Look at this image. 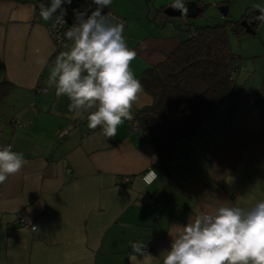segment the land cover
I'll use <instances>...</instances> for the list:
<instances>
[{"label": "crops", "instance_id": "0c3cea01", "mask_svg": "<svg viewBox=\"0 0 264 264\" xmlns=\"http://www.w3.org/2000/svg\"><path fill=\"white\" fill-rule=\"evenodd\" d=\"M150 1L155 11L173 2ZM189 1L202 6L201 0ZM219 1L234 20L264 7V0H213L211 7L218 10ZM109 7L124 22L126 42L137 52L131 63L137 79L190 34V25H161L162 13L151 17L147 0H112ZM50 21L36 13L34 0H0V83L10 85L0 101V148L11 145L28 161L0 186V264H129L130 242L147 245L155 259L145 257L144 264H163L178 232L173 226L220 206L250 208L264 199V105L256 106L264 75L253 80L238 60L234 80L243 93L231 119L225 118L226 99L192 141L178 142L166 171L131 121L106 138L100 126L88 128V113L69 112V99L55 95L49 75L56 57L68 49L55 47L47 32ZM240 37L252 41L253 50L259 37L264 49V22L255 34ZM240 37L230 35L229 47ZM41 57L48 61L43 68L36 63ZM150 103L146 93L140 95L134 116ZM151 168L157 178L145 185L141 175ZM125 177L129 181L122 182ZM20 219L36 230L20 228Z\"/></svg>", "mask_w": 264, "mask_h": 264}, {"label": "clouds", "instance_id": "9594fccd", "mask_svg": "<svg viewBox=\"0 0 264 264\" xmlns=\"http://www.w3.org/2000/svg\"><path fill=\"white\" fill-rule=\"evenodd\" d=\"M91 2L96 7L90 15L75 12L76 22L65 33L71 46L65 45L68 50L56 57L48 85L55 87L58 98L69 99V112L77 116L88 113L89 129L100 126L103 135L112 138L119 125L134 120L132 109L144 88L131 69L137 52L126 42L124 22L110 12L102 14L112 0ZM65 3L72 0H50L47 6L42 2L40 16L48 21L59 11L57 23H65ZM169 7L187 15L186 0H173ZM257 8L256 19L264 22V7ZM36 63L43 68L48 61L41 57ZM27 163L24 154L13 151L11 145L0 148V185ZM155 178L156 172L151 171L144 180L150 183ZM173 227L178 232L163 264H264V199L250 208L220 206L214 213L190 217L186 225ZM129 246V264H144L145 257L155 259L145 251L146 244L130 242Z\"/></svg>", "mask_w": 264, "mask_h": 264}, {"label": "trees", "instance_id": "16d2710c", "mask_svg": "<svg viewBox=\"0 0 264 264\" xmlns=\"http://www.w3.org/2000/svg\"><path fill=\"white\" fill-rule=\"evenodd\" d=\"M150 2L147 0L151 17L160 12L163 16L161 25L170 21L161 9H151ZM41 3L42 0H34L37 14ZM219 6L221 4H217ZM206 7L202 4L201 14ZM258 15V10L248 9L237 20L226 15L221 19L211 18L204 26L192 27L189 24L188 30H193L195 35L187 34V38L181 40L163 61L140 73L138 80L151 103L134 117L139 132L149 140L164 170H168L178 142L192 141L200 133L207 116L219 109L226 99L229 103L225 118L231 119L237 98L243 91L233 77L240 58L231 52L229 36L255 34L262 24L256 19ZM9 86L6 82L0 83V101L6 96ZM258 93L264 95V79Z\"/></svg>", "mask_w": 264, "mask_h": 264}, {"label": "built area", "instance_id": "2783aa9c", "mask_svg": "<svg viewBox=\"0 0 264 264\" xmlns=\"http://www.w3.org/2000/svg\"><path fill=\"white\" fill-rule=\"evenodd\" d=\"M95 7L96 6L92 4L91 0H72L71 4L65 3L62 5V8L66 10V15L63 17L65 23L63 21L57 23L56 17L60 15L58 11V13L53 15L49 25L47 26V32L57 49L66 48L65 45H68L65 33H66V30L75 23V20H76L75 12L76 11H80V12L87 11V13L90 15L91 11L95 10ZM108 12H110L118 20H121L112 12L110 7L103 9L102 14H107ZM190 34L195 35L193 30H190ZM131 127H132V130H135V131L139 130L138 123L135 117H134V120L131 121ZM204 155H205V158H204L205 160L210 159L209 153H205ZM151 171H155V170L152 168L148 169L141 175V180L145 185H150L157 178V173H156V178L154 180H152L150 183L145 182L144 177ZM127 181H129V177H125L122 179V182H127ZM18 225L22 229H28L31 231H33V227L36 228L35 224H30L23 219H20L18 221Z\"/></svg>", "mask_w": 264, "mask_h": 264}, {"label": "rangeland", "instance_id": "374dc122", "mask_svg": "<svg viewBox=\"0 0 264 264\" xmlns=\"http://www.w3.org/2000/svg\"><path fill=\"white\" fill-rule=\"evenodd\" d=\"M50 0L46 1L49 2ZM200 1V0H198ZM202 4L206 5V9L205 12L203 13V15L200 18L197 19H186V21H182L183 18L181 17H175V18H170V22L175 23L178 27L181 26L182 28H187L188 25H192V27L195 26H204L206 25L211 18H219V11L216 10L215 8L211 7L212 5V1L213 0H201ZM200 1V2H201ZM218 4H220L219 2H216ZM50 4V2H49ZM239 17V16H238ZM237 18V17H235ZM170 24V23H169ZM253 37V36H250ZM243 37H240L238 39H235L232 41L231 45H230V50L231 52L235 53L236 55H238L240 57L239 61L240 65L245 66L247 68L248 71V76H253V80H255V75H264L262 74V72H255L253 69H256L257 71L259 70V68L264 69V49L259 47L260 44V39L259 37H254L255 40V44L257 42V46L256 50H253V46L252 41H248L245 42L244 40H242ZM253 65H255V68H253ZM235 78V75H234ZM237 78V77H236ZM249 80V78H248ZM252 83V79L249 80V83ZM244 90H248L247 87H243Z\"/></svg>", "mask_w": 264, "mask_h": 264}, {"label": "water", "instance_id": "95a60500", "mask_svg": "<svg viewBox=\"0 0 264 264\" xmlns=\"http://www.w3.org/2000/svg\"><path fill=\"white\" fill-rule=\"evenodd\" d=\"M186 7H187L188 11H187V15L184 17L187 19H194L200 13H202V9L197 6V2H195V1L186 2ZM218 11L222 16L225 17L227 14V7L226 6L220 7V8H218ZM163 14L169 18H175V17H181L182 16L181 12L179 10H175L171 7H167L165 10H163ZM233 101H235V100H233ZM262 105H264V96L259 95L257 97V100H256V106L261 107Z\"/></svg>", "mask_w": 264, "mask_h": 264}]
</instances>
